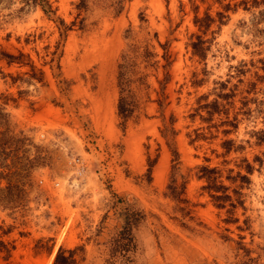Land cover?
Here are the masks:
<instances>
[{
    "label": "rangeland",
    "instance_id": "obj_1",
    "mask_svg": "<svg viewBox=\"0 0 264 264\" xmlns=\"http://www.w3.org/2000/svg\"><path fill=\"white\" fill-rule=\"evenodd\" d=\"M50 2L69 24L64 36L31 0H0V44L15 56L10 63L0 58V239L11 247L6 258L0 248V264H52L59 246L75 245L84 246L85 264H109V241L122 224L118 206L133 197L146 213L134 231L133 264H224L218 253L228 242H218L221 234L242 235L264 264V143L252 133L264 129V4H238L226 11V23L203 31L193 21L195 10L202 15L211 4L215 14L221 7L216 1L124 0L119 12L90 2L79 8V0ZM129 25L131 40L147 44L152 54L139 58L148 86L123 131L116 72ZM196 33L207 39L204 56L192 53ZM167 60L164 114L177 118L181 171L202 162L218 165L233 206H218L194 168L178 178L179 185L185 182L180 200L166 194L172 154L156 99ZM219 80H228L227 90L236 87L227 118L236 114L237 125L223 123L212 128L215 136L190 143L188 132L207 125L188 116L195 95ZM224 119L216 113L213 121ZM228 137L244 148L222 153ZM149 158L155 159L150 177ZM229 168L249 180L226 178ZM181 220L200 232H189Z\"/></svg>",
    "mask_w": 264,
    "mask_h": 264
},
{
    "label": "trees",
    "instance_id": "obj_2",
    "mask_svg": "<svg viewBox=\"0 0 264 264\" xmlns=\"http://www.w3.org/2000/svg\"><path fill=\"white\" fill-rule=\"evenodd\" d=\"M34 4L41 7L46 15L57 21L58 27L60 29L61 36H64L66 30L69 28L67 24L61 17L56 15L55 8L52 7L50 0H31ZM124 0H79V8H89V2L100 8L113 7L115 12H119L123 9ZM213 2H218L220 8L212 14L209 11L211 4L206 7L202 15L197 13L195 10L194 23L198 25L200 29L206 31L213 22H218L220 26L222 23L227 22L228 14L226 11L228 9L236 10L238 4H242L245 9H250L252 7H257L264 4V0H239L238 2H233L231 5V0H212ZM195 5V3H193ZM197 7V6H196ZM140 19L142 20V13H140ZM226 16V18H224ZM132 27L129 25L124 29V38L126 39V44L120 52L119 60L117 63L116 72V84L118 88V97L116 102V112L120 120L121 129L124 131L126 128L127 120L139 109L141 99L143 98V90L148 86L146 80V73L138 68L139 58H149L152 51L147 47V44L143 45L140 42L132 41ZM193 35V34H192ZM207 39L203 38L200 33L195 34V39H191L190 44L192 46V53L199 56H204L207 45L205 42ZM163 47H166L167 42L161 43ZM0 58H5L7 62L13 61L15 56L12 53L5 51L0 44ZM171 64L169 60L164 63L165 71L159 80V94L160 97L156 99L158 104L159 115L161 117L160 132L161 135L166 139V144L169 147L172 157H171V172L169 174V182L167 183L166 194L171 196L174 200H180L181 193L183 192L185 182L183 181L180 185L177 183L178 178L181 177L185 179L189 175V171L193 168L195 169L194 174L198 178H203L206 180V184L203 185L204 188L211 190V196L217 200L216 204L218 206H224V202L229 201L233 206L236 204L232 200L231 194L226 192L228 186L222 183L219 179L222 176V169L218 165H211L206 162L195 164L194 167H188L186 172L181 171V159L180 153L175 145V135L178 133V129L175 128L174 123L176 121V115L170 112L168 116L164 114V109L166 107V94L165 86L170 81L171 75L168 71V67ZM195 72L193 73V79L191 80L194 86L199 85L200 80L195 78ZM39 79H42L41 77ZM228 80L216 81V85L208 92H203L195 95L194 104L190 107L191 111L188 116L194 121L196 116H199L201 120L207 123L206 126H196L192 131L188 132L190 137L189 142L193 143L198 139H208L216 135L212 130L213 127L218 129V126L223 123L231 124L236 126L237 115L234 114L231 119H228V112L231 104L233 103V97L235 95L234 86L228 87ZM214 94V97L209 99L210 94ZM204 111V113L202 112ZM224 114L226 119L221 120L219 123L213 121L214 115ZM207 129V130H204ZM224 133L229 132L228 128L222 129ZM253 135L256 137V143H264V129L253 130ZM221 146L224 148L222 153L229 152L231 149L241 150L244 145L238 143L235 145V139L232 137L224 138L221 141ZM255 158L259 159L261 162L262 158L255 155ZM208 160V158H206ZM155 159L149 158L148 176L150 177L151 166L153 165ZM241 161H245L243 167L246 172L251 173L253 170V165L250 161L243 157ZM229 168L226 178L231 180L247 181L249 176L247 173L241 172L239 169L236 174L231 175ZM221 192H218L220 191ZM236 192H240L236 190ZM237 202L240 199H236ZM117 207V206H116ZM183 207L176 204L174 209H182ZM117 213L120 215L122 224L120 228L116 231L113 237L109 241V251L112 255V260L109 264H133L136 259V252L138 249L137 240L134 235L135 228L145 220L146 213L144 208L141 206L137 197L132 199H127L124 204L119 208ZM225 220H237V218H225ZM180 225L184 227L191 233H199L200 229L196 225H191L186 221L181 220ZM220 238H217L218 242L224 244L226 242H235L234 246H230L228 243L224 250L218 253V256L222 258L224 264H263L260 261V254L256 253L253 248L247 246L244 241H242L243 236L239 235L238 239L229 234H221ZM0 248L5 250V258L9 256L11 247H9L6 242L0 239ZM85 249L83 245H75L73 247L64 248L59 246L52 264H85ZM80 254V255H79ZM217 264V261H215Z\"/></svg>",
    "mask_w": 264,
    "mask_h": 264
}]
</instances>
